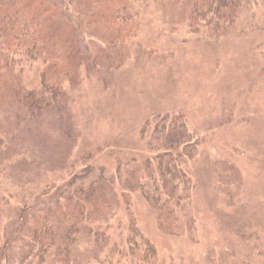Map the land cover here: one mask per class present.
I'll use <instances>...</instances> for the list:
<instances>
[{"label":"rangeland","instance_id":"obj_1","mask_svg":"<svg viewBox=\"0 0 264 264\" xmlns=\"http://www.w3.org/2000/svg\"><path fill=\"white\" fill-rule=\"evenodd\" d=\"M213 3L0 0L1 264H264V0Z\"/></svg>","mask_w":264,"mask_h":264},{"label":"trees","instance_id":"obj_2","mask_svg":"<svg viewBox=\"0 0 264 264\" xmlns=\"http://www.w3.org/2000/svg\"><path fill=\"white\" fill-rule=\"evenodd\" d=\"M212 1L214 3L212 5H210V6H215V9H213L214 12H216L218 15H224L226 12L223 11V9H227L229 15L223 17L222 19L231 20V17H233L235 12L239 9L240 4H241V2L243 0H212ZM195 11H197V14H194V12H193V15L191 16V21L192 22H193V17L195 19V17H197V15L200 14V11H198V7H196ZM221 11H223V12H221ZM5 15L8 16L9 12H7V14H5ZM5 15L3 16V17H5V18H3L4 20H2L3 22L5 20H7ZM19 23H20V21H12L11 19H9L6 23L0 22V40L4 41L5 44H6L5 46H7V50H1V53H0V59L3 62V67H0V70L8 69L9 66L11 64H13L15 62V60H16L15 55L11 54V52H15V50H11V48L19 45L18 44L19 43V39L21 37H23V34H21V32H19L18 30H16L17 25ZM226 24L228 25L227 29H229V27L231 25H233V21L226 22ZM223 28L225 30L226 26L224 25ZM23 32L24 31L22 30V33ZM26 33H29L30 34V38L33 39L34 42H35L34 34L31 31H27ZM1 35H3V37ZM38 49L39 48H38V46L36 45V42H35V50H27V49H25V50L22 51V54L24 56L28 57V58L35 59L36 56H37ZM45 89L47 90L49 88H47L45 86ZM33 103H34V105H37V107H42L43 106V103H39L37 100H34ZM152 201L154 203H157L159 201V199L157 200V199L153 198ZM77 224H78V221H75L74 225H77ZM131 232L133 233L134 237L138 235V231H137V229L135 227H132ZM42 233L48 234L49 230H45L44 226H40V227H36L34 229V231H33V234H32L33 240H37L38 238H40L41 241L45 242V244H40L39 245L38 253L44 254L46 251L52 250L53 256H55L54 255V251H55V249L56 250L59 249V246H56V243L54 241L50 242L48 244V242L42 237ZM53 236H54V234H53ZM56 237L57 236H55L54 238H56ZM30 244H31V248H32L33 247L32 242ZM64 250L69 252V246L66 245L64 247ZM1 260H2V252L0 251V264H1Z\"/></svg>","mask_w":264,"mask_h":264}]
</instances>
